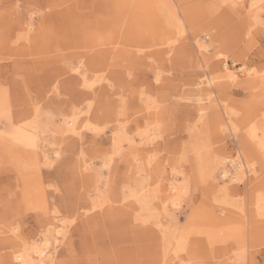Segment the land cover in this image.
<instances>
[{"label": "rangeland", "instance_id": "1", "mask_svg": "<svg viewBox=\"0 0 264 264\" xmlns=\"http://www.w3.org/2000/svg\"><path fill=\"white\" fill-rule=\"evenodd\" d=\"M33 245L264 264V0L0 3V264Z\"/></svg>", "mask_w": 264, "mask_h": 264}, {"label": "bare ground", "instance_id": "2", "mask_svg": "<svg viewBox=\"0 0 264 264\" xmlns=\"http://www.w3.org/2000/svg\"><path fill=\"white\" fill-rule=\"evenodd\" d=\"M1 2H3V0H0V3ZM34 38H33V40H34ZM26 40H27V32H26ZM33 51H35V47L33 48ZM227 74H228V77L230 79L234 80L235 76H233L231 73H227ZM18 135H19V141L26 143V144L29 143L30 137L28 135H26V133H22V134L19 133ZM25 136H27V137H25ZM237 169L240 170L241 166H238ZM14 253L15 252H11L10 256ZM50 256H51V254L48 251L47 245H45L44 247H42V246L39 247V245H33L32 248H29V249L25 248L23 253H19L16 257V260L18 261V264H46L47 259L51 258Z\"/></svg>", "mask_w": 264, "mask_h": 264}]
</instances>
